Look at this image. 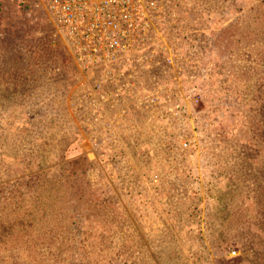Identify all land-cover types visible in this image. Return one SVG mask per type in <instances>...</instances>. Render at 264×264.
Returning a JSON list of instances; mask_svg holds the SVG:
<instances>
[{"label":"rangeland","instance_id":"1","mask_svg":"<svg viewBox=\"0 0 264 264\" xmlns=\"http://www.w3.org/2000/svg\"><path fill=\"white\" fill-rule=\"evenodd\" d=\"M23 1L0 0V264H264L233 159H264L261 0L68 29Z\"/></svg>","mask_w":264,"mask_h":264},{"label":"built area","instance_id":"2","mask_svg":"<svg viewBox=\"0 0 264 264\" xmlns=\"http://www.w3.org/2000/svg\"><path fill=\"white\" fill-rule=\"evenodd\" d=\"M42 8L54 26L73 28L81 26L128 25L133 10L140 9V0H31ZM21 2L24 3L23 0ZM148 2V1H147ZM154 3V6L155 2ZM152 4V3H151ZM150 5V3H149ZM151 6V5H150ZM74 35L73 32H69ZM112 41L115 38L110 37Z\"/></svg>","mask_w":264,"mask_h":264},{"label":"trees","instance_id":"3","mask_svg":"<svg viewBox=\"0 0 264 264\" xmlns=\"http://www.w3.org/2000/svg\"><path fill=\"white\" fill-rule=\"evenodd\" d=\"M261 3H263V5H264V0H261ZM263 25H264V22H263ZM263 45H264V43H263ZM261 135H263V133ZM236 150H238L237 154H236V158H233V159H234V161H237V160L240 159V157H243V159L248 161V163L250 164V168H249L250 175H249V178H253V179L256 180L257 183H255V185L258 184L257 187H259V189L257 190V194H259V195H257V196L260 199L262 196H264V173H263L264 172V168H263L264 159L262 158V156H260L259 158L258 157H256V158L253 157L252 156V152L245 153L244 149H236ZM258 150H259L258 152H260V149H258ZM257 158H258V160H257ZM233 159L230 158L228 162L230 163ZM224 178H227V175H225ZM225 181H229V179H225ZM246 185L248 186V190H249L250 183H247ZM221 189H222V187H220V188L217 187L216 191L219 190V194H221V196L218 198L219 199V203L221 204V206H224V204H223L224 200H223L222 196L226 195V190L225 189L221 190ZM250 198H252L253 203L255 204V206H258V202H259L258 198L256 196H253V197H250Z\"/></svg>","mask_w":264,"mask_h":264}]
</instances>
